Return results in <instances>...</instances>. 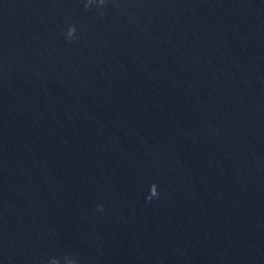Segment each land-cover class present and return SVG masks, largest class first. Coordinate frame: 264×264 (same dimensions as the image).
Segmentation results:
<instances>
[{"label": "clouds", "instance_id": "1", "mask_svg": "<svg viewBox=\"0 0 264 264\" xmlns=\"http://www.w3.org/2000/svg\"><path fill=\"white\" fill-rule=\"evenodd\" d=\"M106 3V0H83L84 7L86 9L92 8L94 5L103 7ZM66 40L71 43L72 41L78 39L77 36V28L74 24L68 25L66 32H65ZM159 193H155L153 196H147L146 199L152 200L153 198H158ZM100 210H103V206H100ZM77 264V262H76Z\"/></svg>", "mask_w": 264, "mask_h": 264}]
</instances>
